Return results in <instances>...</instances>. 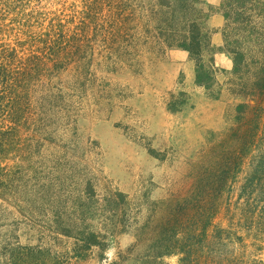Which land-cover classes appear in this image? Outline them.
<instances>
[{"label":"rangeland","instance_id":"rangeland-1","mask_svg":"<svg viewBox=\"0 0 264 264\" xmlns=\"http://www.w3.org/2000/svg\"><path fill=\"white\" fill-rule=\"evenodd\" d=\"M173 3L0 0V264H264V211L237 199L249 162L220 172L246 104L232 52L264 55V0H186L201 84L160 44Z\"/></svg>","mask_w":264,"mask_h":264},{"label":"trees","instance_id":"trees-1","mask_svg":"<svg viewBox=\"0 0 264 264\" xmlns=\"http://www.w3.org/2000/svg\"><path fill=\"white\" fill-rule=\"evenodd\" d=\"M165 17L166 19L161 21L163 39L160 44L162 43L167 48L184 50L192 59H196L197 83L201 84V74H204V70L197 56L201 54V50L210 48L207 35L200 23L203 19L201 11L193 5H188L186 0H174L173 6L167 10ZM232 53L234 67L231 80L235 78L237 80V83H232V86L237 90V94L245 99L246 104L237 107L239 115L236 121L238 123L232 129V137L236 139L237 146L231 152L227 169L220 172L228 173L229 181H233L239 171L240 163L247 160L249 162L247 176L239 188L237 199H243L245 206L251 211L257 209V206L260 207L261 211H264V55L254 60L248 59L241 51L236 50ZM209 62L212 69L213 57L210 58ZM224 183L225 181L221 182L222 185ZM217 185L219 184L215 183V186ZM225 187L226 185L223 188ZM113 201L124 208L122 205L125 203L122 195H115ZM247 212L249 213V210ZM212 215L214 213H210V217ZM172 223V219L169 218L165 225L169 226ZM171 228L172 226H169V231ZM89 237L82 240V251L92 245H101V241L95 235ZM168 248L164 247V252L160 254L168 255L174 252ZM176 250L182 256L179 264H193L191 258L194 253L191 248H177ZM233 260L231 259V262H227V264H233Z\"/></svg>","mask_w":264,"mask_h":264},{"label":"crops","instance_id":"crops-1","mask_svg":"<svg viewBox=\"0 0 264 264\" xmlns=\"http://www.w3.org/2000/svg\"><path fill=\"white\" fill-rule=\"evenodd\" d=\"M206 2L212 6L218 7L220 0H206ZM222 22H223V19L218 12L210 15L207 19V25L210 28H214V29H218L219 27H221Z\"/></svg>","mask_w":264,"mask_h":264}]
</instances>
